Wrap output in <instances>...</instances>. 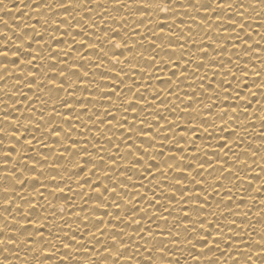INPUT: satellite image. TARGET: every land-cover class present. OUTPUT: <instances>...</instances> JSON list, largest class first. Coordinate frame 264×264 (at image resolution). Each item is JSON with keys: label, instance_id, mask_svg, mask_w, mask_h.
I'll use <instances>...</instances> for the list:
<instances>
[{"label": "snow or ice", "instance_id": "obj_1", "mask_svg": "<svg viewBox=\"0 0 264 264\" xmlns=\"http://www.w3.org/2000/svg\"><path fill=\"white\" fill-rule=\"evenodd\" d=\"M0 264H264V0H0Z\"/></svg>", "mask_w": 264, "mask_h": 264}, {"label": "bare ground", "instance_id": "obj_2", "mask_svg": "<svg viewBox=\"0 0 264 264\" xmlns=\"http://www.w3.org/2000/svg\"><path fill=\"white\" fill-rule=\"evenodd\" d=\"M198 143H199V141H198Z\"/></svg>", "mask_w": 264, "mask_h": 264}]
</instances>
